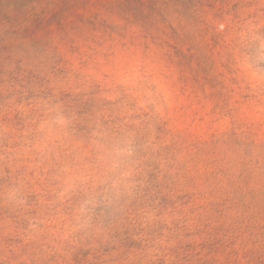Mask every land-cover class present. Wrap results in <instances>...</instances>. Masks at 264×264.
<instances>
[{
  "label": "rangeland",
  "instance_id": "1",
  "mask_svg": "<svg viewBox=\"0 0 264 264\" xmlns=\"http://www.w3.org/2000/svg\"><path fill=\"white\" fill-rule=\"evenodd\" d=\"M0 264H264V0H0Z\"/></svg>",
  "mask_w": 264,
  "mask_h": 264
}]
</instances>
